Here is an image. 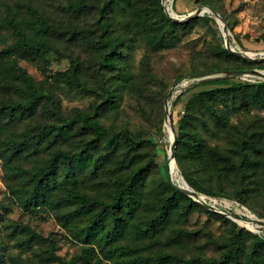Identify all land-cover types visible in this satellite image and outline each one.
Returning <instances> with one entry per match:
<instances>
[{"label":"trees","instance_id":"trees-1","mask_svg":"<svg viewBox=\"0 0 264 264\" xmlns=\"http://www.w3.org/2000/svg\"><path fill=\"white\" fill-rule=\"evenodd\" d=\"M116 1L102 0L95 5L89 0H64L59 4L64 13L96 10L104 18L95 40L102 48L92 65L100 83L85 76L79 59L70 58L69 68L61 73L68 87L92 93L97 101L88 109L64 113L53 95L34 83L17 62L57 51L74 31L67 24L57 27L51 22L39 0H0L4 8L0 25L9 26L16 39L0 50V160L7 189L19 208L31 215L52 216L82 245L81 251L67 260L56 253L55 238L40 234L27 222L1 219L0 264H71L74 260L80 264H264V238L247 232L245 239L235 229L221 241L205 233L222 249L218 257H184L165 249L199 232L177 227L167 235V241L163 238L172 221H185L193 210L229 220L176 189L168 179L154 198H144L152 161L137 150L150 141H137L128 130H109L100 122V115L105 108L117 110L120 89L135 90L145 74L147 62L136 75L125 57L123 48H130L131 39L141 35L155 47H170L178 30L190 26L194 19L175 21L165 13L160 0H150V5L132 9V20L125 26L132 35L109 34L107 15ZM205 3L218 12L208 0ZM222 39L220 34L223 45ZM222 54L242 60L225 46ZM243 63L251 62L243 59ZM258 67L264 69V60ZM245 68L215 65L193 72ZM112 72L114 79L110 75L103 78L104 73ZM190 103L198 104L200 111ZM252 108L264 109V80L232 82L192 95L177 129L171 122L176 136L174 157L190 186L201 185L202 178H214L218 186L232 187V197L243 204L247 185L264 183V130L247 131L231 121L232 116ZM192 118L204 133L215 128L217 134H223L227 146L209 144L193 126ZM96 143V153H90ZM184 161L187 167L182 165ZM197 172H202L201 176L196 177ZM201 190L211 196H231L214 188Z\"/></svg>","mask_w":264,"mask_h":264},{"label":"rangeland","instance_id":"rangeland-1","mask_svg":"<svg viewBox=\"0 0 264 264\" xmlns=\"http://www.w3.org/2000/svg\"><path fill=\"white\" fill-rule=\"evenodd\" d=\"M46 15L57 27L67 24L73 31L72 38L62 42L57 51H50L44 57L35 59H19L17 65L22 67L31 79L49 92L64 113L73 109H88L95 104L97 97L92 93L72 89L62 80L61 73L69 66V59H79L85 76L94 83H100L99 76L95 74L92 65L99 55L102 44L96 42L100 31V23L104 18L98 16L96 10L85 14H73L59 10L60 3L64 0H39ZM163 6L175 11L177 17H184L200 6L208 5L205 0H160ZM197 1V2H196ZM212 3L228 28V37L231 46L243 53H249L255 58L264 56V0H208ZM90 3L99 4L102 0H89ZM151 4L150 0H119L109 11L107 17L109 22V34L125 32L132 35L133 31L128 30L127 21L132 20V9ZM3 6L0 5V17L3 13ZM25 12L23 8L19 9ZM194 19L188 27L181 28L177 32V40L170 47H155L143 36L137 35L131 39L129 49L123 48L125 57L132 71L139 75L142 64L147 62V69L144 76L138 81L135 90L120 89L118 109L105 108L100 115V122L109 130L119 132L128 130L137 141H150V144L142 145L137 151L142 153L148 160L152 161V170L144 188V198H154L160 193L165 180L173 183H181L182 174L173 155V159L179 176H172L168 168V157L170 147L169 127L172 132L178 122L185 115L189 101L193 94L213 87L226 86L232 82H255L263 80L252 75L223 76L210 80L193 78L194 70H201L212 66H244L245 69H264L258 65L263 60H250V64L227 59L222 54L224 45L220 43L221 30L217 20L212 13H204ZM106 38V36H105ZM15 37L7 25H0V50L15 42ZM216 72V71H213ZM202 72V73H213ZM114 79L115 73H104L103 78L109 76ZM232 78L229 81L222 79ZM214 80H221L218 83H208ZM183 90V91H182ZM164 91L163 97L162 92ZM182 93L175 98L177 94ZM168 95L169 101V123L165 117V102ZM192 104V103H190ZM193 108L200 111L198 104L193 103ZM231 121L238 124L241 129L252 131L255 129L264 130V109L252 108L250 111L241 112L232 116ZM193 126L205 136L207 142L220 147L227 146L228 142L223 134H217L215 128L204 133L196 119L192 118ZM78 141L77 138H74ZM99 144L92 146L90 153L97 149ZM175 150V146H174ZM173 150V152H174ZM134 152V150H132ZM93 153H96L94 151ZM88 157V156H87ZM264 158V157H263ZM88 158H83L87 160ZM29 165L28 163L26 164ZM187 167L188 163L183 162ZM202 172L195 175L201 176ZM6 174L0 160V228L1 219H11L29 223L36 231L44 236H51L56 239V253L69 260L81 251L82 245L77 243L59 226L56 219L46 214L31 215L26 210L19 208L12 199L7 186ZM176 179V180H175ZM179 179V180H178ZM184 179V178H183ZM178 180V181H177ZM185 180V179H184ZM186 182V180H185ZM85 183H88L86 180ZM187 183V182H186ZM201 185L190 186L196 194L193 200L203 204L207 209L220 213L229 221H222L208 214L207 211L197 209L189 213L185 221H172L163 231V238L167 241L168 234H173L177 227L187 231L199 230L192 238L183 237L172 246L167 245L165 249L173 250L184 257L191 255H202L205 257H218L222 251L212 244L207 235L224 240L228 234L235 229L245 239L247 232L255 233L264 238V183L249 184L247 191L243 194L245 202L232 197L233 190L223 183L218 186L215 179H200ZM203 187L214 188L225 191L230 197L211 196L201 190ZM247 210V211H246ZM252 214V215H251ZM253 224V225H252ZM241 230V231H240ZM71 264H80V261H73ZM109 264H112L109 262Z\"/></svg>","mask_w":264,"mask_h":264},{"label":"water","instance_id":"water-1","mask_svg":"<svg viewBox=\"0 0 264 264\" xmlns=\"http://www.w3.org/2000/svg\"><path fill=\"white\" fill-rule=\"evenodd\" d=\"M164 11L170 18H172L175 21H186L190 18L197 17V16L204 14V13H212L214 15L215 19L218 20L219 24H221L219 27L221 30V34L224 38L225 48H227L229 51H231L232 53H234L235 55H237L243 59H248V60L261 59V60H264V56H261L259 58H255L249 53H243L240 50L233 48L231 46V41L228 37L227 24L225 23V21L221 17V15L215 9L211 8L208 5L200 6L197 9H195L193 12L189 13L188 15H186L184 17H177L176 15H173L172 11L168 7H165V6H164ZM222 74H225L227 76H232V75L238 76V75L245 74V75L256 76V77H259V78L264 80V72L261 70H258V69L225 70V71H216L213 73H198V74H194L193 78H201V80H210V79H214V78H220L223 76ZM169 107H170V105H169L168 95H167L164 108H165L166 122L170 125V123H169ZM169 131H171L172 137H170V147H169L168 157H169V159H173V155H174L173 150H174V146H175L176 136L172 132L171 127H169ZM171 183L175 186L176 189L186 193L187 195H189L191 197L196 194L192 189L189 188V186L187 185V183L185 182V180L183 178H182L181 183H173V182H171Z\"/></svg>","mask_w":264,"mask_h":264},{"label":"bare ground","instance_id":"bare-ground-1","mask_svg":"<svg viewBox=\"0 0 264 264\" xmlns=\"http://www.w3.org/2000/svg\"><path fill=\"white\" fill-rule=\"evenodd\" d=\"M171 11H172V14L173 15H176V13H175V11H173L172 9H171ZM217 22H218V20H217ZM218 24H219V22H218ZM221 24H219V26H220ZM169 136L170 137H172V133H171V131H169ZM168 168H169V171H170V174L172 175V176H179V178H181L180 177V175H179V173H178V170H177V168H176V165H175V162H174V160L173 159H170L169 161H168ZM176 180V179H175ZM179 180V179H178ZM177 180V181H178ZM247 211V210H246ZM252 215V214H251ZM253 225V224H252Z\"/></svg>","mask_w":264,"mask_h":264}]
</instances>
